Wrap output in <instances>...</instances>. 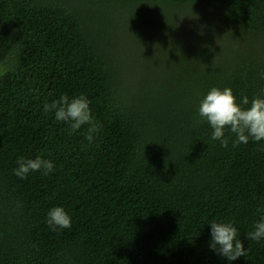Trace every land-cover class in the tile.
<instances>
[{
	"label": "trees",
	"instance_id": "1",
	"mask_svg": "<svg viewBox=\"0 0 264 264\" xmlns=\"http://www.w3.org/2000/svg\"><path fill=\"white\" fill-rule=\"evenodd\" d=\"M0 65V264H264V141L222 147L198 114L213 87L264 98V0H0ZM65 94L94 143L43 112ZM212 221L247 257L211 249Z\"/></svg>",
	"mask_w": 264,
	"mask_h": 264
},
{
	"label": "clouds",
	"instance_id": "2",
	"mask_svg": "<svg viewBox=\"0 0 264 264\" xmlns=\"http://www.w3.org/2000/svg\"><path fill=\"white\" fill-rule=\"evenodd\" d=\"M43 112L45 114L54 112L55 119L67 122L71 132L88 125L86 139L90 144L94 143L95 136L102 130V125L92 116L90 101L83 94L71 100L65 94L51 103L46 102ZM198 114L213 129L211 139L220 141L222 147L227 148L229 145L230 137L226 136V133L235 136L233 147L247 144L250 140L264 141V98L260 96L251 100L243 96L238 101L232 88L213 87L200 102ZM17 164L14 174L21 179H27L31 172L39 171L41 175L48 176L55 170L53 161L41 157L35 159L18 157ZM260 211L264 213V209ZM47 223L53 231L70 229L72 218L64 208L54 207L48 212ZM210 225L212 250L229 262L242 256L247 257V250L237 238L238 230L232 222L212 221ZM253 228L254 230L247 234L248 238L254 241L264 240V214Z\"/></svg>",
	"mask_w": 264,
	"mask_h": 264
},
{
	"label": "rangeland",
	"instance_id": "3",
	"mask_svg": "<svg viewBox=\"0 0 264 264\" xmlns=\"http://www.w3.org/2000/svg\"><path fill=\"white\" fill-rule=\"evenodd\" d=\"M6 72L5 68L0 65V75L4 74Z\"/></svg>",
	"mask_w": 264,
	"mask_h": 264
}]
</instances>
